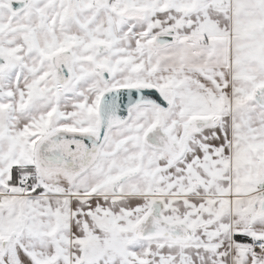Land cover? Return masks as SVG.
Returning a JSON list of instances; mask_svg holds the SVG:
<instances>
[{"label": "snow or ice", "instance_id": "6c2138e0", "mask_svg": "<svg viewBox=\"0 0 264 264\" xmlns=\"http://www.w3.org/2000/svg\"><path fill=\"white\" fill-rule=\"evenodd\" d=\"M0 264H264V0H0Z\"/></svg>", "mask_w": 264, "mask_h": 264}]
</instances>
